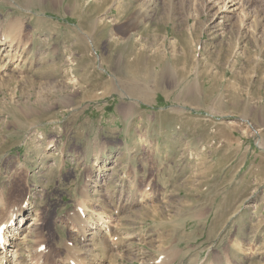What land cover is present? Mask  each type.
Returning <instances> with one entry per match:
<instances>
[{
	"label": "rangeland",
	"instance_id": "obj_1",
	"mask_svg": "<svg viewBox=\"0 0 264 264\" xmlns=\"http://www.w3.org/2000/svg\"><path fill=\"white\" fill-rule=\"evenodd\" d=\"M33 3L0 0V31L23 23L0 49V223L25 211L12 264L75 263L70 247L264 264V0ZM76 216L118 234L112 258Z\"/></svg>",
	"mask_w": 264,
	"mask_h": 264
},
{
	"label": "bare ground",
	"instance_id": "obj_2",
	"mask_svg": "<svg viewBox=\"0 0 264 264\" xmlns=\"http://www.w3.org/2000/svg\"><path fill=\"white\" fill-rule=\"evenodd\" d=\"M35 0H25V5L27 6H32V4H34ZM58 2V1H57ZM42 3V1H41ZM60 4V3H59ZM144 5V4H143ZM105 8H109V6H106ZM142 8V7H141ZM109 12V11H108ZM149 12V11H148ZM102 13V12H101ZM147 12L145 10H141L140 14L137 13V15H145ZM148 14V13H147ZM136 15V16H137ZM141 17V16H140ZM139 17H137L138 19ZM136 19V18H135ZM142 20V19H140ZM137 21V20H136ZM163 22V21H162ZM101 24V23H100ZM23 23L20 20H16V21H11V23H8L7 25V30L6 31H0V49L2 47V45L5 43H9L11 46L10 47H15L18 43H19V39L18 36L21 35L22 32V26ZM93 25V24H91ZM96 26V25H95ZM130 26V25H129ZM129 32L131 29H128ZM94 31V30H93ZM128 32V34H129ZM90 33V32H89ZM93 33V32H92ZM133 35V33H132ZM130 35V37H128L127 39H129L128 41H132L133 40V36ZM88 37V36H87ZM91 38V39H90ZM95 38V37H93ZM93 38L91 36H89V39L92 41L93 45L95 46L96 41L93 40ZM119 37L114 36V34H112V39L110 42H115L114 45H120L119 43ZM96 39V38H95ZM108 40V39H107ZM121 41V40H120ZM113 42V43H114ZM187 42V41H186ZM83 43V42H82ZM118 43V44H117ZM123 43V42H122ZM191 43V42H190ZM87 45V44H86ZM97 45V43H96ZM111 45V44H110ZM122 45V44H121ZM85 46V45H84ZM99 46V45H98ZM87 51V49H86ZM191 49H187V53H185V58L187 59L188 56L190 55ZM189 53V54H188ZM114 56V55H113ZM120 56V54H119ZM184 56V55H183ZM100 57V56H99ZM185 59V60H186ZM189 59H187L188 62ZM103 63V61H102ZM147 66V65H146ZM150 66V65H149ZM164 66V65H163ZM133 68V67H132ZM196 69V68H195ZM155 70V69H154ZM135 71V70H134ZM150 71V70H149ZM132 72V70H131ZM144 72V71H143ZM146 72V71H145ZM128 73L129 70H128ZM127 73V74H128ZM135 73V72H134ZM133 73V74H134ZM167 73V72H165ZM152 75V74H151ZM163 75V74H162ZM139 76V74H138ZM137 76V77H138ZM145 76V75H144ZM134 78V76H133ZM148 78V77H147ZM151 80V79H150ZM194 80V79H193ZM193 82V81H192ZM130 85V84H129ZM143 85V84H142ZM190 87V85H188ZM120 87V86H119ZM131 88V86H130ZM129 89V88H128ZM133 89V88H132ZM121 90V89H120ZM191 90V89H190ZM131 93V92H130ZM197 93V92H196ZM132 94V93H131ZM139 94V93H138ZM190 95V94H189ZM148 99V98H147ZM128 116V115H127ZM24 207L19 206L16 209H14L13 211V215L11 217H7L6 220L2 223H0V264H12L13 262H11V259H9V252H10V247H16V243H15V236H18L19 231H21L23 229L24 226V215H25V211L23 209ZM5 210L3 205H0V210ZM75 227L77 228V233L79 234V236L86 242L89 241V243L91 244V246L93 247V249L98 250L99 253H103L104 256L106 255L107 258H112L114 255L113 254V248L111 247L112 245H109V241H110V233L108 232V228L106 229H98L95 228L94 226H90L89 224H87V222H85L83 216H76L75 217ZM35 224V223H34ZM34 226V225H33ZM107 233L105 234L104 232ZM11 233V234H8ZM70 251H73V254L75 255L74 258L75 259V263L76 264H89V261L87 262L84 255L82 254V251H78L77 249H74L73 247L69 248ZM34 253V252H33ZM15 255H17V252L15 253ZM102 256V257H104ZM105 256V258H106ZM74 261V260H73ZM99 264H103V262H99Z\"/></svg>",
	"mask_w": 264,
	"mask_h": 264
},
{
	"label": "crops",
	"instance_id": "obj_3",
	"mask_svg": "<svg viewBox=\"0 0 264 264\" xmlns=\"http://www.w3.org/2000/svg\"><path fill=\"white\" fill-rule=\"evenodd\" d=\"M242 120H244V119H242Z\"/></svg>",
	"mask_w": 264,
	"mask_h": 264
}]
</instances>
